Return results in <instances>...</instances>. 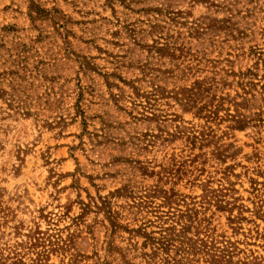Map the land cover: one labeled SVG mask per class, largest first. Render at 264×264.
<instances>
[{
  "label": "rangeland",
  "instance_id": "374dc122",
  "mask_svg": "<svg viewBox=\"0 0 264 264\" xmlns=\"http://www.w3.org/2000/svg\"><path fill=\"white\" fill-rule=\"evenodd\" d=\"M0 264H264V0H0Z\"/></svg>",
  "mask_w": 264,
  "mask_h": 264
}]
</instances>
